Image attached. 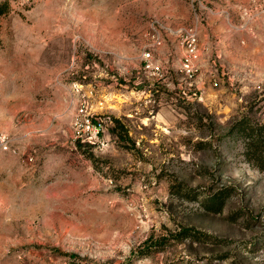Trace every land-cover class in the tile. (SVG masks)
<instances>
[{
  "label": "rangeland",
  "instance_id": "rangeland-1",
  "mask_svg": "<svg viewBox=\"0 0 264 264\" xmlns=\"http://www.w3.org/2000/svg\"><path fill=\"white\" fill-rule=\"evenodd\" d=\"M1 6L0 264H264V0Z\"/></svg>",
  "mask_w": 264,
  "mask_h": 264
},
{
  "label": "built area",
  "instance_id": "built-area-1",
  "mask_svg": "<svg viewBox=\"0 0 264 264\" xmlns=\"http://www.w3.org/2000/svg\"><path fill=\"white\" fill-rule=\"evenodd\" d=\"M184 32L186 33L187 55L183 60L181 73L187 80H192L196 72L195 61L198 58L197 36L193 30H184ZM153 45H162L158 32L154 34ZM143 58L146 64V69L153 72L156 77H162L160 69L154 64L151 50L144 52ZM77 93H80V91L77 90ZM94 95V91H90L86 97L88 99H93ZM86 97H83V100H81V102H79L75 107L73 128L76 140L80 142L94 143L101 136L103 127L101 123L96 122L97 119L95 118V115H97L98 112H96V110L90 105V102L86 99ZM97 109H104L103 101L98 102ZM0 150L2 152L10 151V139L4 134L0 135Z\"/></svg>",
  "mask_w": 264,
  "mask_h": 264
},
{
  "label": "trees",
  "instance_id": "trees-1",
  "mask_svg": "<svg viewBox=\"0 0 264 264\" xmlns=\"http://www.w3.org/2000/svg\"><path fill=\"white\" fill-rule=\"evenodd\" d=\"M3 13H4V9H3V6H1L0 7V15H2ZM261 130H264V126H261L258 129L259 134L258 133L257 134H253V135H255V137H252L251 138V141L253 142V146H251V148L249 147L251 150H252V147L256 149V147H254V146H256V145H258V143H260V138L262 136V134H260L261 133ZM258 153H259L260 156H262L264 154V152L262 150L258 151ZM186 233H188V235H190V234H194V231H192V230H186Z\"/></svg>",
  "mask_w": 264,
  "mask_h": 264
}]
</instances>
